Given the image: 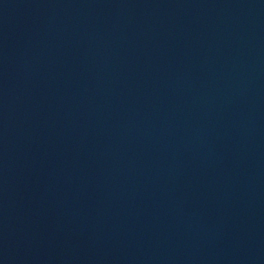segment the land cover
<instances>
[{
    "label": "water",
    "instance_id": "95a60500",
    "mask_svg": "<svg viewBox=\"0 0 264 264\" xmlns=\"http://www.w3.org/2000/svg\"><path fill=\"white\" fill-rule=\"evenodd\" d=\"M0 264H264V0H0Z\"/></svg>",
    "mask_w": 264,
    "mask_h": 264
}]
</instances>
